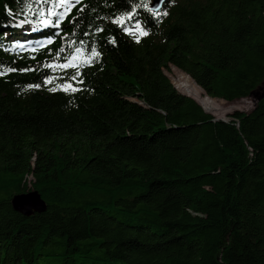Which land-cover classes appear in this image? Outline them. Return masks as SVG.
<instances>
[{
    "label": "trees",
    "instance_id": "obj_1",
    "mask_svg": "<svg viewBox=\"0 0 264 264\" xmlns=\"http://www.w3.org/2000/svg\"><path fill=\"white\" fill-rule=\"evenodd\" d=\"M151 2L0 0V264H264V99L216 121L164 73L249 97L264 0Z\"/></svg>",
    "mask_w": 264,
    "mask_h": 264
},
{
    "label": "water",
    "instance_id": "obj_2",
    "mask_svg": "<svg viewBox=\"0 0 264 264\" xmlns=\"http://www.w3.org/2000/svg\"><path fill=\"white\" fill-rule=\"evenodd\" d=\"M164 2H165V0H163L162 3L160 2V0H152V2L150 4V10H151V12L157 13L161 9V7L163 6ZM180 94H182V95H184L186 97H189V98L193 99L192 97H190V96H188L186 94H183V93H180ZM250 96H253L255 98V101H256L255 106H256V104L258 102H260L261 100H263L264 99V83H263V86L262 87H259L258 89H256L255 91H253L250 94ZM193 100L196 101L195 99H193ZM236 111H238V110H236ZM205 112L207 114L212 115L210 112H207V111H205ZM238 112H241V111H238ZM214 119L216 121H218V120L225 121L224 119H219V118H216V117H214ZM11 206H12V209L15 212L20 213L21 215H23L25 217H29L33 213H39L40 214V213H42V212L45 211V204H44V202L41 200V198L37 194V192H34V191H31L29 193L22 194V195H17L15 197H13L12 198V201H11Z\"/></svg>",
    "mask_w": 264,
    "mask_h": 264
},
{
    "label": "bare ground",
    "instance_id": "obj_3",
    "mask_svg": "<svg viewBox=\"0 0 264 264\" xmlns=\"http://www.w3.org/2000/svg\"><path fill=\"white\" fill-rule=\"evenodd\" d=\"M169 68L173 78H170L169 75L168 77L175 89L180 93L193 97L205 111L216 115H223L225 112H229L236 109L235 102L231 103L230 105H227V103L223 104L224 107L222 108L219 102H216L207 97L206 94H204L201 89L188 76H186L184 73H182L173 66H169ZM243 101L244 99L240 100L237 103H241Z\"/></svg>",
    "mask_w": 264,
    "mask_h": 264
},
{
    "label": "snow or ice",
    "instance_id": "obj_4",
    "mask_svg": "<svg viewBox=\"0 0 264 264\" xmlns=\"http://www.w3.org/2000/svg\"><path fill=\"white\" fill-rule=\"evenodd\" d=\"M160 2L162 3L163 0H160ZM82 3V0H61V3L58 5L59 7H63L65 10L64 12H61L58 14V19H57V22L55 23V27L59 28L60 27V24L63 22V20L66 18L67 14L71 12V9L72 7H75L76 4H80ZM84 9L81 8L80 11H83ZM51 15H56L55 13H50ZM163 15L164 16H167L168 13L167 11L163 12ZM71 22V21H70ZM45 25L47 26L48 24H50L51 22L50 21H44ZM113 23H117V24H123V20L122 18H118L116 20H113ZM137 29H139V24L136 25ZM125 31H128V29H125ZM148 35V32L146 31H143V30H140V36H147ZM52 41L49 40L47 41V43H51ZM137 43H139V38H137ZM72 43L74 44L75 41H72ZM83 43V42H81ZM112 43H115V41L113 40ZM71 46V45H69ZM60 52H63L64 49L61 48L59 50ZM75 53L76 54H82V50L80 48H76L75 49ZM76 54H73L71 55L70 57H66V62L64 64H60L59 67L61 69H65V68H68V67H79V65H76L74 64L73 62L75 60H77L79 57L78 55ZM99 56V53L95 50V48L92 49L91 51V56L83 61V63L85 64H90L91 63V60L92 59H95L96 57ZM57 58H59V54H57ZM81 75V73L79 71H76L75 74L73 76H71V79L72 80H77V78ZM80 83H83V81H79ZM47 83H51V80H48ZM62 89L65 90V91H68V90H71V91H78L79 89H76L72 86V84H66V85H63L62 86ZM51 90H55V89H51Z\"/></svg>",
    "mask_w": 264,
    "mask_h": 264
},
{
    "label": "rangeland",
    "instance_id": "obj_5",
    "mask_svg": "<svg viewBox=\"0 0 264 264\" xmlns=\"http://www.w3.org/2000/svg\"><path fill=\"white\" fill-rule=\"evenodd\" d=\"M164 73H165V75L168 77V75H169V77L170 78H173V76L171 75V71H170V68H169V70L168 71H164ZM168 77V78H169ZM263 86V85H262ZM261 86V87H262ZM202 91V90H201ZM205 94V93H204ZM189 96V95H188ZM191 97V96H190ZM193 98V97H192ZM194 99V98H193ZM211 99V98H210ZM212 100H214V101H216V102H219L220 104H221V107L223 108L224 107V105L223 104H226L227 103V105H230L231 103H236V109L235 110H232V111H229V112H225L223 115H216V114H213V113H211L214 117H216V118H219V119H224V120H226L227 119V117H228V115L229 114H231L232 112H234V111H236V110H238V111H241V112H244V113H249V112H251L252 110H253V108H254V106H255V103H256V101H255V98L253 97V96H249V97H247V98H245L244 99V101L243 102H241V103H237V102H239L240 100H236V101H233V102H225V101H223V100H217V99H212ZM242 100V99H241ZM220 101H223V102H225V103H223V102H220Z\"/></svg>",
    "mask_w": 264,
    "mask_h": 264
}]
</instances>
